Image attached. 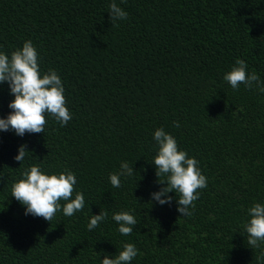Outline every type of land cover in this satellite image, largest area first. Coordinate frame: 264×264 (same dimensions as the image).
I'll return each mask as SVG.
<instances>
[{
	"label": "trees",
	"instance_id": "obj_1",
	"mask_svg": "<svg viewBox=\"0 0 264 264\" xmlns=\"http://www.w3.org/2000/svg\"><path fill=\"white\" fill-rule=\"evenodd\" d=\"M112 2L0 0V52L31 40L72 114L65 126L45 114L43 133L0 131V264H101L124 243L138 250L130 264H264V242L251 248L243 228L248 208L264 204V93L223 80L241 59L264 81V0H115L128 13L116 25ZM12 99L0 83V118ZM157 128L207 178L190 216L174 193L170 204L151 199L164 186L152 164ZM124 161L134 174L115 188L108 177ZM33 165L72 172L84 209L50 224L25 215L11 185ZM100 211L108 217L89 231ZM121 211L137 219L131 235L112 220Z\"/></svg>",
	"mask_w": 264,
	"mask_h": 264
},
{
	"label": "clouds",
	"instance_id": "obj_2",
	"mask_svg": "<svg viewBox=\"0 0 264 264\" xmlns=\"http://www.w3.org/2000/svg\"><path fill=\"white\" fill-rule=\"evenodd\" d=\"M125 0H121L124 3ZM109 20L113 25L117 21L125 20L128 13L117 5L115 0L109 4ZM118 26V25H117ZM248 65L241 59L235 61L230 71L223 74L232 89H239L243 84L246 88L253 87L264 93V81L255 71L249 73ZM8 84L13 99L9 102L11 109L5 118H0V131H14L18 136L25 133H43L46 115H51L61 126L67 125L72 114L66 107L64 87L60 76L55 70L41 74L39 54L31 40L23 43L22 48L11 52L10 56L0 52V83ZM179 127L178 122H173ZM156 143V154L152 164L155 167L157 182L164 185L159 191L151 193V199L159 205L170 204L175 194L176 211L181 216H190V209H194L199 198V190L207 187V178L201 173L198 161L189 157L188 153L179 150L174 136L157 128L153 133ZM26 147L21 145L14 157L19 164L27 154ZM134 169L127 161L121 162L119 171L109 174V181L115 188L121 186V177H131ZM22 178L11 185V197L25 207V215L42 217L50 222L58 211L64 216L71 217L77 211H82L85 198L82 192L74 193L76 176L65 170L59 174H45L38 165L25 168L21 172ZM61 201L64 203L61 204ZM249 219L243 223L247 233V244L251 248H259L264 242V204L254 203L247 210ZM108 217L107 211H100L91 215L87 229L92 231ZM117 225V231L124 236L131 235L137 225V219L127 211L112 215ZM98 255H100L98 253ZM138 255V250L132 243H124L123 250L114 258L105 255L101 264H130ZM264 255V253H262Z\"/></svg>",
	"mask_w": 264,
	"mask_h": 264
}]
</instances>
